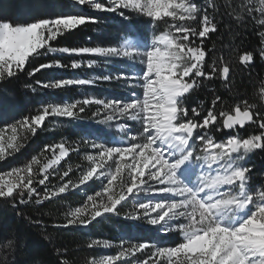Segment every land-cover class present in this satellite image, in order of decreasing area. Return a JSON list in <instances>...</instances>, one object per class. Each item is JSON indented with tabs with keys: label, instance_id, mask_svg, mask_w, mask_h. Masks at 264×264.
Here are the masks:
<instances>
[{
	"label": "snow or ice",
	"instance_id": "snow-or-ice-1",
	"mask_svg": "<svg viewBox=\"0 0 264 264\" xmlns=\"http://www.w3.org/2000/svg\"><path fill=\"white\" fill-rule=\"evenodd\" d=\"M92 10L120 17L126 35L108 46H54L66 33L96 17L78 12L41 16L8 17L0 10V84H14L26 75L34 78L43 69L77 70L99 67L95 59H72L62 63L52 59L32 66L39 57L61 54L69 57H100L104 64L118 61L123 67L93 78H57L37 80L46 89L95 85L99 81L116 82L126 88L127 97H88L63 103H46L35 115H26L6 126L16 143L0 130V161L24 146L20 130L37 134L47 117L81 119L80 113L93 105L92 117L98 127H82L83 143L92 151L90 166L78 183L64 171L60 182L52 184L62 158L72 149L65 142L45 144L52 158L42 167L36 156L23 166L0 173V200L18 216L21 206L63 199L66 194L92 190L86 200L53 227H87L97 218L121 215L129 201L132 209L122 226L120 251L116 255L93 258L89 264H264V184L253 186L248 158L264 151V83L258 102L236 97L225 107L223 97L209 89V105L186 101L216 79L231 86L232 65L224 55L215 53L207 41L220 31L224 17L229 22L264 29V0H73ZM147 18L153 26L148 37L138 28L129 27L132 15ZM218 17L220 18L218 20ZM160 23L168 25L156 33ZM261 60H264V31H259ZM222 53V50H221ZM255 62V53L242 52L241 68ZM26 88H35L25 84ZM6 101L0 100V104ZM252 128L250 135H239ZM221 133L224 138L216 137ZM58 149V155L57 150ZM79 151V149H76ZM89 181L92 183L89 184ZM100 188H95V182ZM81 186H84L83 188ZM31 219V217H25ZM39 226L40 220H33ZM149 233L150 235H145ZM175 236V239L172 237ZM127 237V239H125ZM48 239V237H45ZM135 241V242H133ZM165 241H170L165 243ZM93 241L89 247L99 245ZM108 247L109 242L104 241ZM14 241L3 245L6 251L0 264L9 260ZM59 253V250H57ZM59 264H69L60 260Z\"/></svg>",
	"mask_w": 264,
	"mask_h": 264
},
{
	"label": "trees",
	"instance_id": "trees-1",
	"mask_svg": "<svg viewBox=\"0 0 264 264\" xmlns=\"http://www.w3.org/2000/svg\"><path fill=\"white\" fill-rule=\"evenodd\" d=\"M203 3L204 0H199ZM218 4H223L224 0H217ZM85 9L87 15L96 17L98 23H87L78 29L66 33L60 38L59 44L54 46H69V47H83V46H108L115 45L117 38L126 35L121 26V19L113 13H105L92 11L88 7L75 5L69 0H0V10L3 15L8 17H17L27 15L29 12L41 16H49L54 14H69L72 10ZM220 18L218 17V20ZM111 20L112 24H103L104 21ZM129 27H138L145 32V26L139 20L131 18V21H125ZM156 31L163 32L165 30L156 28ZM259 29L253 27L249 23L247 27L239 26L235 22L230 23L227 17H224L220 23V31L211 36L208 40L207 47L211 49L213 46L217 49L215 53L209 52L208 63L211 64L214 56L224 55L233 68L231 75V86L225 87L223 82L216 79L208 84V88L199 90L192 97L186 101L189 105H196L198 101H205V106L209 105L212 96L209 95V89L215 90L216 94L223 97L225 107L231 106L236 97L247 98L250 102L259 101V93L261 91V84L264 83V60H261L259 55L260 37L258 35ZM222 50V53H221ZM244 51L255 53V62L246 68H241L238 63L239 55ZM52 59H60L62 63L68 64L72 59L88 60L98 57L84 56V57H69L67 55H52L39 57L32 62V66H37L39 63H46ZM45 71V70H44ZM41 70L34 78H29L26 75L21 77V80L14 82V84H4L5 89L14 95L17 100H24L25 94L30 93L32 88H26L25 84L32 85L36 90H42L37 86L36 81H43L45 72ZM64 72L67 77H70L73 72L78 70L59 69ZM108 91L110 97H118V93L111 84ZM44 126L38 129L37 134L29 135L23 140L22 154L25 157H31V148L36 145H41V131ZM253 129L240 130L239 135L245 137L252 133ZM70 134V133H69ZM70 137V136H69ZM217 138H224L221 133H216ZM17 140H15V143ZM81 159L76 157L71 152L64 161L58 166V172L51 179L52 184L60 182L59 177L64 171L71 169L69 177L74 182L79 180L83 170L79 166ZM79 166L78 170L76 168ZM248 166L252 169V176L257 175L262 177L264 174V151H256L251 154L248 160ZM78 198L76 194H66L63 199H57L51 202L45 201L42 206L29 204L21 206L23 216H18L3 200H0V259H3L6 250L3 245L7 243L8 239L14 241V249L9 255V260L15 258L17 264H59L60 260H68L69 264H89L93 258L100 259L107 251L102 248L104 241L118 242L119 236L114 229L121 228L125 224L132 223L121 215H109L107 218H97L87 227L78 226L70 229H58L53 227L56 223H63L65 213L70 209H74L80 205V202L74 203L73 198ZM25 217H31L26 219ZM40 220L42 223L37 226L32 221ZM150 235L149 233H145ZM48 237V239H45ZM175 239V236H173ZM93 241H99V245L89 247ZM59 250V253L58 251Z\"/></svg>",
	"mask_w": 264,
	"mask_h": 264
},
{
	"label": "rangeland",
	"instance_id": "rangeland-1",
	"mask_svg": "<svg viewBox=\"0 0 264 264\" xmlns=\"http://www.w3.org/2000/svg\"><path fill=\"white\" fill-rule=\"evenodd\" d=\"M72 1L73 0H69ZM103 2L107 3L109 0H103ZM91 9L90 7H88ZM92 10V9H91ZM95 12V10H92ZM78 12H85V9H76L72 10L69 14H76ZM99 12V11H98ZM133 18L136 20H139L141 24L145 26V32L142 31L149 39L151 40V37L153 35V26L149 25L146 20L147 18L136 16L135 14L132 15ZM114 22V21H113ZM111 20L104 21L103 24H112ZM168 25H165L163 23H160L158 25V29L166 30ZM156 31V29H155ZM158 34V32L156 31ZM121 37V36H120ZM119 37V38H120ZM118 43V38H117ZM116 43V44H117ZM52 55H61V54H52ZM87 61V60H83ZM99 67H93L88 68L85 64L84 67L77 69L78 72H73L70 77H67V75L64 72L59 71V69H43L45 72L44 79L42 82H47L52 79L57 78H72V77H80V78H93L95 76H101L103 74H106L107 72H114L116 67H123L122 64L118 63V61H113L109 64L103 63V58L98 57V60H96ZM6 83L0 84V100H4L6 102L0 104V130H5L7 133V139L11 143H15L16 139H13V135L11 130H8L6 128L7 125L12 124L14 120H19L23 116L26 115H35L37 114V111L41 108V105L46 103H63L65 101L71 102L75 100L83 99L85 96L88 97H110L111 94L106 91L109 90V87H105L104 84H111L113 87H115L116 92L119 94L118 97H127L128 92L126 88L121 87L116 82H104L99 81L95 85H85V86H72L67 89H46L42 86V84H37L42 90H36L33 91L30 90V93H26L24 100H16L14 98V95H12L8 89H5ZM96 110V106L93 105L89 108H86V111L84 113H80L79 116L81 119H70V118H58V117H47L44 122V130L41 131V145L36 144L31 148L30 155L31 157H25V155H21L22 149L11 157L0 161V173H4L8 170H10L12 167L16 166H23L27 162L31 160L33 156H36L38 160L40 161L39 164L34 165V168L42 167L43 163H46L48 159L52 158V152L51 151H44V145L45 144H59L60 142H65L66 146L70 147L75 154L76 157L80 158V164L79 166L82 167L81 170L85 171L90 166V161L87 160V155L92 151L90 148H87L85 144L83 143V140L85 139L83 133L80 131L82 127H98L97 120L92 117V113ZM43 127V126H42ZM41 127V128H42ZM30 132L25 133L22 129L20 130L19 137H23L24 139L29 135ZM70 133V134H69ZM70 136V137H69ZM22 139L20 142L23 144ZM76 149H79V151H76ZM57 155L58 153V149ZM258 151V150H257ZM256 152V151H255ZM252 154V153H251ZM249 155V157L251 156ZM66 157L62 158L60 161V164L62 161H64ZM249 160V158H248ZM59 164V165H60ZM58 165V166H59ZM57 166V167H58ZM79 166L76 168L78 170ZM262 177H258L257 175L252 176L251 183L253 186H259L260 184H264V174L261 175ZM52 178V177H51ZM78 183V181H77ZM92 182L89 181V184ZM100 182H95V188H100ZM82 188L84 186H81ZM86 193L92 194L91 189H87L85 191H77L75 194L79 196L78 198H73V202L77 203L80 202V205L86 200ZM79 205V206H80ZM78 206V207H79ZM133 205L132 202L129 201L128 205L122 209V218H124V215L129 212L132 209ZM71 210V209H70ZM69 210V211H70ZM115 232L118 233L117 236H119L118 242L113 243L109 242V246L105 247L104 244H102V248L106 250L107 252L104 253L103 256L106 255H116L120 251V241L122 236V227L118 229H114ZM147 235V234H145ZM127 239V237H125ZM173 239V237H172ZM135 242V241H133ZM170 241H165V243H169ZM102 256V257H103Z\"/></svg>",
	"mask_w": 264,
	"mask_h": 264
},
{
	"label": "water",
	"instance_id": "water-1",
	"mask_svg": "<svg viewBox=\"0 0 264 264\" xmlns=\"http://www.w3.org/2000/svg\"><path fill=\"white\" fill-rule=\"evenodd\" d=\"M242 130V129H241Z\"/></svg>",
	"mask_w": 264,
	"mask_h": 264
}]
</instances>
